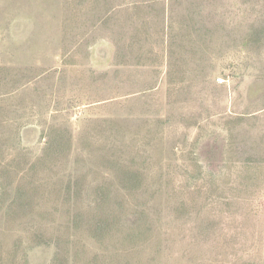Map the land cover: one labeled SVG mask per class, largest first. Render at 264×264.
<instances>
[{
  "label": "rangeland",
  "instance_id": "1",
  "mask_svg": "<svg viewBox=\"0 0 264 264\" xmlns=\"http://www.w3.org/2000/svg\"><path fill=\"white\" fill-rule=\"evenodd\" d=\"M0 264H264V0H0Z\"/></svg>",
  "mask_w": 264,
  "mask_h": 264
}]
</instances>
